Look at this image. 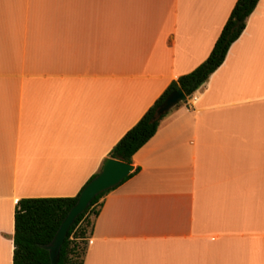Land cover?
Segmentation results:
<instances>
[{
	"label": "crops",
	"instance_id": "1",
	"mask_svg": "<svg viewBox=\"0 0 264 264\" xmlns=\"http://www.w3.org/2000/svg\"><path fill=\"white\" fill-rule=\"evenodd\" d=\"M237 0H0V264L21 198L75 196ZM102 197L84 264H264V0Z\"/></svg>",
	"mask_w": 264,
	"mask_h": 264
},
{
	"label": "trees",
	"instance_id": "2",
	"mask_svg": "<svg viewBox=\"0 0 264 264\" xmlns=\"http://www.w3.org/2000/svg\"><path fill=\"white\" fill-rule=\"evenodd\" d=\"M258 2L259 0L236 1L208 57L193 70L181 74L169 83L154 104L113 146L110 157L132 164L133 155L157 132L161 120L169 113L152 121L159 106L179 88H182L187 96L193 95L209 79L225 61L231 45L243 33L247 19ZM186 102L187 100L179 102L173 109ZM102 167L103 165L100 171ZM138 171L139 167L135 168L121 183ZM99 172L93 174L75 196L28 197L17 202L13 264H52L46 245L53 240L70 209L78 201L83 188ZM117 186L99 193L88 208L75 219L61 246L57 264H84L95 219L103 203L101 199Z\"/></svg>",
	"mask_w": 264,
	"mask_h": 264
},
{
	"label": "water",
	"instance_id": "3",
	"mask_svg": "<svg viewBox=\"0 0 264 264\" xmlns=\"http://www.w3.org/2000/svg\"><path fill=\"white\" fill-rule=\"evenodd\" d=\"M185 100H187V95L182 88L172 92L156 110L152 121H156L166 115L176 104ZM134 170V165L131 163L113 157L105 159L102 170L83 188L78 201L70 209L53 240L46 245L50 252L52 264L58 263L61 246L75 219L88 208L89 204L99 193L117 186Z\"/></svg>",
	"mask_w": 264,
	"mask_h": 264
}]
</instances>
